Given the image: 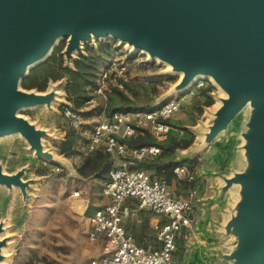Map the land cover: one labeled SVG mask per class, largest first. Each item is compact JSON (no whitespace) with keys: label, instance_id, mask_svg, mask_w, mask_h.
<instances>
[{"label":"water","instance_id":"1","mask_svg":"<svg viewBox=\"0 0 264 264\" xmlns=\"http://www.w3.org/2000/svg\"><path fill=\"white\" fill-rule=\"evenodd\" d=\"M90 33L158 56L183 71L180 85L194 74L212 75L227 98L220 99L205 144L246 106L256 109L246 130L250 167L226 179L241 195L228 223L236 237L229 257L264 264V0H0V136L18 131L37 157L54 162L40 142L50 137L15 113L50 104L55 91L25 92L20 83L61 38H68L63 54L70 62ZM21 174L0 170V184L24 187Z\"/></svg>","mask_w":264,"mask_h":264},{"label":"rangeland","instance_id":"2","mask_svg":"<svg viewBox=\"0 0 264 264\" xmlns=\"http://www.w3.org/2000/svg\"><path fill=\"white\" fill-rule=\"evenodd\" d=\"M104 40L113 39L107 37L84 42L81 52H84L85 44L96 46L99 41ZM67 41V37L61 38L56 44L57 46L64 43L62 53ZM113 41L115 47L109 59L118 58L124 61L127 65V83L130 82L134 90L142 92L143 100L147 103L157 106L167 98L175 97L184 91L175 92L182 78L178 71L165 62L151 58L142 50L131 48L127 43ZM78 55L73 52L72 57L76 58ZM65 62L70 65L71 61ZM205 84L214 86V103L204 107L201 114H197L193 110L188 113L190 103L186 100L184 109L174 116L175 120L182 121L195 135L191 148L187 149V152H181V155L200 150L204 146L205 135L210 131L215 118L217 101L227 98V94L213 80L206 79ZM61 85L51 83L45 91L20 86L25 92L46 94L55 91V98L50 104L37 105L19 112L21 117L50 137L40 141L42 150L50 152V155L52 152L56 153V143L59 140L54 138L52 132L64 131L67 123L59 107L63 103L67 104ZM126 92L140 103V99L135 98L132 90L128 93L126 89ZM248 107L250 106H246L230 121V129L227 132L222 130L216 135L220 136L219 139H215L206 151L208 156L210 154L211 161H222L233 166L242 162L244 168L250 167L251 159L246 150L249 143L246 130L252 129L247 125L248 117L255 113L256 109L250 107L249 111ZM237 129L241 131L238 132ZM220 147L226 149V152L223 149V157L212 155V152ZM52 165L37 157L35 150L30 149L28 142L20 135L0 136V170L10 176L21 172L20 180L26 184L24 187L0 184V264H25L31 259L37 264H87L93 256L94 246L86 237L85 212L80 213L70 206V200L77 198L72 196L75 191L73 182L66 173L58 176L51 171ZM37 168L45 170V173L38 174ZM169 189L174 190L170 185Z\"/></svg>","mask_w":264,"mask_h":264},{"label":"built area","instance_id":"3","mask_svg":"<svg viewBox=\"0 0 264 264\" xmlns=\"http://www.w3.org/2000/svg\"><path fill=\"white\" fill-rule=\"evenodd\" d=\"M125 81L124 61L108 59L100 69L94 93L105 101L112 87L122 88ZM205 83L206 79H199L177 96L167 98L150 109L114 112L109 117L101 114L96 119L89 136L88 150L103 147L120 160L110 169L102 186L101 195L105 202L87 217V239L91 242L102 240L101 255L92 258L89 264H175L178 241L186 238L184 229L193 224L197 189L192 188L187 197H175L164 178L152 177L143 169L130 168L128 164L134 160L154 158L160 153V148L156 145L133 147L126 140L135 135L137 128H147L158 138L174 131L169 120L195 94L196 88L203 87ZM62 114L71 126L78 128L82 124L79 114L69 105L63 107ZM50 169L56 172L60 167L52 165ZM173 173L177 179L194 178L184 165L175 166ZM130 199L137 200L138 208L151 210L165 218L152 225L160 243L158 248H143L127 234L123 221L136 211L131 207Z\"/></svg>","mask_w":264,"mask_h":264},{"label":"trees","instance_id":"4","mask_svg":"<svg viewBox=\"0 0 264 264\" xmlns=\"http://www.w3.org/2000/svg\"><path fill=\"white\" fill-rule=\"evenodd\" d=\"M114 47L113 40L99 41L96 46L85 44L84 52L72 59L70 65H67L62 53L64 43H60L55 46L45 61L31 68L21 80L23 88L38 91H45L51 83L62 81V90L67 104L59 105L61 114L63 107L69 105L79 114L82 124L76 128L71 126L67 120L63 139L56 143V148L60 154L65 156H80L81 161L75 165L77 173L83 178L94 177L99 179L102 181V186L107 181L109 171L115 165L117 158L111 156L103 147L93 150L87 148L89 141L87 135L92 132L97 117L101 114L109 117L114 112L144 110L154 107L143 100L144 94L134 90L131 83H127V81L123 83L122 88L112 87L105 101L94 93L100 69L104 62L109 59ZM147 88L149 89L148 86ZM126 89H128V93L132 90L135 98L140 99V103L133 99L130 94H127ZM213 89L214 86L211 84L196 88L195 94L188 99L190 103L188 113L193 110L197 114H201L204 107L211 106L214 103L210 94ZM184 107L185 102L181 105L180 110H183ZM169 123L175 130L164 137H155L147 128H137L135 135L126 140L128 145L133 147L156 145L160 148V153L154 158L134 160V165L130 168L150 171L152 177L164 178L168 185L174 188L173 196L187 197L189 191L195 187L196 178L192 180L177 179L173 173V168L177 165H184L195 174L196 167L200 164L199 156L181 160L175 159L177 151L186 149L193 144L195 135L187 126L182 124V121L175 120L174 116L169 120ZM37 173L44 174L45 170L37 168ZM54 173L61 176L65 175L66 172L61 169ZM72 182L74 185V181ZM157 247V245L154 246V248ZM25 264L37 263L31 259Z\"/></svg>","mask_w":264,"mask_h":264},{"label":"crops","instance_id":"5","mask_svg":"<svg viewBox=\"0 0 264 264\" xmlns=\"http://www.w3.org/2000/svg\"><path fill=\"white\" fill-rule=\"evenodd\" d=\"M56 83L62 84V81H57ZM212 93L213 91L210 92L213 97ZM229 129L230 127L228 126L222 132H227ZM240 129H237V131L240 132ZM191 132L193 131L191 130ZM52 133L54 138H59L58 141L63 139V130L60 133L57 131ZM90 134L87 135V138H89ZM219 137L216 136L208 145L204 144L200 150L183 155L180 154L183 151L187 152V149L189 150L192 144L190 147L179 150L176 153V160L199 156L200 164L196 167L194 174V178H196L194 188L197 189L193 211L194 220L190 228L184 229L187 234L186 238L178 241L174 254L175 264H237L235 259L229 257L236 246V237L232 228H228V223L237 213L236 208L241 199L240 186L236 183L227 184L226 179L233 176L234 173L244 170V164L241 162L239 165L233 166L222 161V163L219 161L215 162V160L214 162L211 161L209 158L210 154L208 156L206 151H208L213 141L219 139ZM223 149L225 148L215 149L212 155L223 157ZM51 156L54 162H48L61 167L66 172V175L70 177V180L74 181L75 191L72 196L77 198L70 200V206L73 210L80 213L85 212L87 232L88 215L105 202L100 193L102 181L94 177L83 178L77 173L75 165L81 161L80 156L68 157L60 154L58 150H56V153L52 152ZM119 160L116 159V161ZM133 165L134 161L128 164L129 167ZM75 192L78 194L74 195ZM171 192L173 193V191ZM129 203L136 211L134 215L125 218L123 221L127 234L143 248L152 249L155 245L159 247L160 243L158 240V242L156 241V233L152 225L156 220L163 221L165 218L151 210L138 208L136 199H130ZM92 244L94 252L90 259L99 257L102 253V240H97L92 242Z\"/></svg>","mask_w":264,"mask_h":264},{"label":"bare ground","instance_id":"6","mask_svg":"<svg viewBox=\"0 0 264 264\" xmlns=\"http://www.w3.org/2000/svg\"><path fill=\"white\" fill-rule=\"evenodd\" d=\"M95 37L96 36H94L93 34H89L88 35V37H86L85 39L84 38H82V39H79V42H78V44H82L85 40H95ZM58 41V38L56 37L55 39H54V41H53V44L50 46V48L56 43ZM127 42V41H126ZM129 45V44H128ZM131 48H135V46L133 45V44H130L129 45ZM50 48L48 49V50H50ZM142 51H144V50H142ZM49 52V51H48ZM147 53V52H146ZM149 54V53H148ZM155 59H157V60H161V58H159L158 56H155ZM34 62H32V63H30V64H28V65H26L27 67L28 66H30V65H32ZM169 67H171V64H169V63H166ZM172 68V67H171ZM179 73H180V75H181V77H183V71L182 70H180V71H178ZM182 79V78H181ZM199 79H210V80H213L218 86H220V84L214 79V77L212 76V75H208V74H201V73H198V74H194L191 78H189L188 79V81L187 82H185V83H183L182 85H180L181 84V82L178 84V86H177V89H175V92H181V91H183V90H185V89H187L189 86H191L194 82H196V81H198ZM221 87V86H220ZM28 106H32V105H26V106H24V107H28ZM222 106V102H221V100L220 99H218V101H217V107L216 108H219V107H221ZM24 107H22V108H24ZM18 110H20V109H18ZM20 111H16V113H15V116H20V113H19ZM8 136H10V135H14V134H19V132L18 131H15V132H11V133H6Z\"/></svg>","mask_w":264,"mask_h":264}]
</instances>
